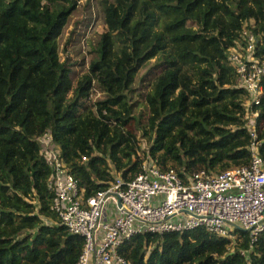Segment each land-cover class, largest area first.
<instances>
[{"label":"trees","instance_id":"1","mask_svg":"<svg viewBox=\"0 0 264 264\" xmlns=\"http://www.w3.org/2000/svg\"><path fill=\"white\" fill-rule=\"evenodd\" d=\"M80 2L0 0V264H77L83 252L85 237L52 210L45 134L83 200L118 177L131 180L144 162L183 177L219 173L248 166L254 142L264 159V92L254 140L250 95L231 59L234 48L246 52L248 30L257 37L252 55L264 61V0H102L108 30L74 81L59 36ZM152 60L151 71L163 68L142 122L129 93ZM98 90L104 97L93 99ZM119 253L127 264H264V232L255 243L240 229L233 237L204 227L149 232Z\"/></svg>","mask_w":264,"mask_h":264},{"label":"built area","instance_id":"2","mask_svg":"<svg viewBox=\"0 0 264 264\" xmlns=\"http://www.w3.org/2000/svg\"><path fill=\"white\" fill-rule=\"evenodd\" d=\"M246 52L234 48L231 59L238 79L250 95L249 130L257 139L255 107L264 92V61L252 54L257 37L245 30ZM54 169L52 210L74 234L85 237L77 264H127L119 248L138 234L183 232L204 227L221 237H233L234 225L248 231L255 243L264 232V159L258 144L251 146L248 166L219 173L200 170L181 176L176 169L161 170L144 162L131 180L122 177L106 190L81 199L78 179L51 144L39 138ZM86 158V157H84ZM246 255L244 250H241Z\"/></svg>","mask_w":264,"mask_h":264},{"label":"rangeland","instance_id":"3","mask_svg":"<svg viewBox=\"0 0 264 264\" xmlns=\"http://www.w3.org/2000/svg\"><path fill=\"white\" fill-rule=\"evenodd\" d=\"M189 26L196 27V24L189 23ZM107 30L102 0H81L79 8L73 13L69 23L59 36L61 59H65L69 55L75 62L74 81L88 71L100 36ZM155 64V60H152L142 67L133 84V89L129 93L134 106V114L143 112L142 122H145L148 113L145 94L151 88L155 75L163 68L160 67L156 72L155 69L151 71L155 68ZM103 97L104 94L98 90L95 91L92 98ZM145 145V141L141 140V148H145ZM236 229L231 232L232 235H235Z\"/></svg>","mask_w":264,"mask_h":264},{"label":"water","instance_id":"4","mask_svg":"<svg viewBox=\"0 0 264 264\" xmlns=\"http://www.w3.org/2000/svg\"><path fill=\"white\" fill-rule=\"evenodd\" d=\"M237 229H242L240 226H238V225H234Z\"/></svg>","mask_w":264,"mask_h":264}]
</instances>
